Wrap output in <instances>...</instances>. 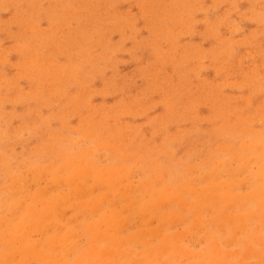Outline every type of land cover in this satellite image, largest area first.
I'll use <instances>...</instances> for the list:
<instances>
[{"label": "rangeland", "instance_id": "rangeland-1", "mask_svg": "<svg viewBox=\"0 0 264 264\" xmlns=\"http://www.w3.org/2000/svg\"><path fill=\"white\" fill-rule=\"evenodd\" d=\"M263 165L264 0H0L1 264H264Z\"/></svg>", "mask_w": 264, "mask_h": 264}, {"label": "bare ground", "instance_id": "bare-ground-1", "mask_svg": "<svg viewBox=\"0 0 264 264\" xmlns=\"http://www.w3.org/2000/svg\"><path fill=\"white\" fill-rule=\"evenodd\" d=\"M80 61H81V60H80ZM83 62H84V61H83ZM79 79H80V78H79ZM55 89H56V88H55ZM50 90H51V89H50ZM24 127H25V126H24ZM117 154H118V153H117ZM233 154H234V153H233ZM256 154H257V153H256ZM80 155H81V154H80ZM257 155H258V154H257ZM79 157H80V156H79ZM238 158H239V157H238ZM250 158H253V157H250ZM64 159H66V158H64ZM74 159H75V158H74ZM74 159H72V163L75 162ZM77 159H78V158H77ZM77 159H76V162L78 161ZM80 160H81V159H80ZM82 160H84V159H82ZM86 160H87V159H86ZM69 161H71V159H70ZM136 161H137V160H136ZM136 161H135V162H136ZM67 162H68V161H67ZM87 162H88V161H87ZM64 163H65V162H64ZM79 163H80V162H77V164H79ZM68 164H69V162H68ZM75 164H76V163H75ZM90 164H92V162H91ZM46 165H47V164H46ZM64 165H65V164H64ZM94 165H95V164H94ZM49 166H50V164H49ZM57 166H58V165H57ZM60 166H61V165H60ZM225 166H226V165H225ZM263 166H264V165H263ZM29 167H30V166H29ZM29 167H28V168H29ZM35 167H36V166H35ZM61 167H63V166H61ZM89 167H90V166H89ZM96 167H97V166H96ZM44 168H45V165H44ZM46 168H47V166H46ZM58 168H59V167H58ZM58 168H57V169H58ZM64 168H66V167L64 166ZM73 168H74V170H75L74 173L76 174L77 170L75 169V167H73ZM87 168H88V167H86V169H87ZM54 169H55V171H57L56 168H54ZM68 169H69V168H68ZM86 169H85V170H86ZM90 169H91V168H90ZM229 169H230V168H229ZM39 170H40V168H39ZM47 170H49V168H47ZM85 170H84V172H85ZM261 170H262V164H261ZM49 171H50V170H49ZM51 171H52V170H51ZM71 171H72V170H71ZM86 171H88V170H86ZM227 171H228V169H227ZM32 172H33V171H32ZM41 172H42V171H41ZM47 172H48V171H47ZM47 172H46V173H47ZM88 172H91V173H92V169H91L90 171H88ZM88 172H87V173H88ZM94 172H95V171H94ZM94 172H93V173H94ZM38 173H39V172H38ZM44 173H45V172H44ZM46 173H45V174H46ZM69 173H70V171H69ZM71 173H72V172H71ZM82 173H83V172H82ZM85 173H86V172H85ZM85 173H84V174H85ZM36 174H37V173H36ZM67 174H68V171H67ZM72 174H73V173H72ZM75 174H74V175H75ZM88 174H90V173H88ZM258 174H259V173H258ZM261 174H262V173L260 172V175H261ZM38 175H39V174H38ZM57 175H59V174H57ZM157 175H158V174H157ZM157 175H156V176H157ZM229 175H230V174H229ZM260 175H259V176H260ZM35 176H37V175H35ZM55 176H56V175H55ZM60 176H61V175H60ZM65 176H66V175H65ZM78 176H79V175H78ZM259 176H258V178H259ZM39 177H40V176H39ZM51 177H52V176H51ZM72 177H74V176H72ZM95 177H96V176H95ZM260 177L262 178V176H260ZM12 178H13V177H12ZM16 178H17V177H16ZM258 178H257V179H258ZM263 178H264V177H263ZM59 179H60V178H59ZM59 179H58V180H59ZM70 179H73V181H75L76 178H75V179H74V178H70ZM70 179L68 180L69 183H71V182H70V181H71ZM77 179H78V177H77ZM79 179H81V178L79 177ZM153 179H154V178H153ZM48 180H49V179H48ZM83 181H84V180H83ZM83 181H82V182H83ZM47 182H48V181H47ZM102 182H103V180H102ZM65 183H66V179H65ZM67 183H68V182H67ZM72 183H73V182H72ZM93 183H94V182H93ZM259 183H262V182H259ZM263 183H264V182H263ZM13 184H14V182H13ZM19 184H20V183H19ZM76 184H77V182H76ZM95 184H96V183H95ZM95 184H94V185H95ZM257 184H258V183H257ZM257 184H256V185H257ZM72 185H73V184H72ZM80 185H81V184H80ZM84 185H85V184H84ZM258 185H259V184H258ZM7 186H8V185H7ZM13 186H14V185H13ZM260 186H261V185H260ZM73 187H74V185H73ZM145 187H147V186L145 185ZM9 188H10V186H9ZM11 188H12V187H11ZM90 188L93 189V187H90ZM90 188H89V189H90ZM12 189H13V188H12ZM14 189H15V187H14ZM70 189L72 190V188H70ZM84 189H85V186H84ZM84 189H83V190H84ZM258 189H259V188H258ZM39 190H41V189H39ZM43 190H44V189H43ZM43 190H42V191H43ZM230 190H231V187L229 188L228 192H229ZM10 191H11V189H10ZM16 191H17V189H16ZM36 191H37V190H36ZM42 191H40V192L42 193ZM44 191H45V190H44ZM72 191H74V189H73ZM262 191H263V190H262ZM19 192H20V191H19ZM77 192H79V191H77ZM85 192H86V190H85ZM85 192H84V193H85ZM260 192H261V191H260ZM10 193H11V192H10ZM12 193H13V192H12ZM21 193H22V192H21ZM37 193H38V192H37ZM47 193H48V192H47ZM84 193H83V194H84ZM86 193H87V192H86ZM155 193H156V192H155ZM256 193H257V192H256ZM256 193H255V194H256ZM77 194H78V193H77ZM80 194H81V193H80ZM23 195H24V194H23ZM78 195H79V194H78ZM151 195H152V193H151ZM35 196H36V195H35ZM44 196H46V195H44ZM153 196H154V195H153ZM157 196H158V195H157ZM259 196H261V195L259 194L258 197H259ZM21 197H23V196L21 195ZM42 197H43V196H42ZM255 197H256V196H255ZM261 197H262V196H261ZM44 198H45V197H44ZM64 198L67 200L66 195H65ZM81 198H82V197H81ZM145 198H146V197H145ZM11 199H12V198H11ZM53 199H54V198H53ZM53 199H52V200H53ZM57 199H58V198H57ZM68 199H69V198H68ZM78 199H79V198H78ZM89 199H90V198H89ZM89 199H88V200H89ZM197 199H200V198H197ZM259 199H260V198H259ZM20 200H21V199H20ZM54 200H56V199H54ZM60 200H61V198H60ZM88 200H87V201H88ZM90 200H91V199H90ZM143 200H144V199H143ZM149 200H150V199H149ZM149 200H147V202H149ZM144 201H145V200H144ZM151 201L153 202L152 198H151ZM257 201H258V200H257ZM260 201H261V204H260V205H262V202H263V201H262V200H259V202H260ZM141 202H142V200H141ZM141 202H139V203H141ZM259 202H258V204H259ZM78 203L80 204V202H78ZM90 203H91V202H90ZM59 204H60V203H59ZM81 204H83V203H81ZM145 204H147V203L145 202ZM7 205H8V204H7ZM19 205H20V204H19ZM75 205H78V204H75ZM83 205H84V204H83ZM148 205H149V204H148ZM153 205H154V204H153ZM88 206H89V204H88ZM94 206H95V205H94ZM151 206H152V205H151ZM17 207H18V206H17ZM19 207H20V206H19ZM53 207H55V205H54ZM90 207H91V206H90ZM11 208H13V207L11 206ZM15 208H16V205H15ZM91 208L94 209L93 206H92ZM138 208H139V207H138ZM148 208H149V206H148ZM148 208H147V209H148ZM150 208H151V207H150ZM16 209H17V208H16ZM20 209H21V208H19L18 210H20ZM26 209H27V208H26ZM49 210H50V209H49ZM141 210H142V209H141ZM7 211H8V210H7ZM16 211H17V210H16ZM28 211H29V210H28ZM10 212H13V210L10 211ZM140 212H141V211H140ZM147 212H148V211H147ZM21 213H23V211H22ZM30 213H31V212H30ZM82 213H83V212H82ZM128 213H129V212H128ZM16 214H17V213H16ZM49 214H50V212H49ZM126 214H127V213H126ZM126 214H125V215H126ZM139 214H140V213H139ZM142 214H143V213H142ZM24 215H25V214H24ZM27 215H28V214H27ZM32 215H33V214H32ZM50 215H51V214H50ZM71 215H72V214H71ZM125 215H124V217H125ZM145 215H146V214H145ZM36 216H37V215H35L34 217H36ZM72 216H73V215H72ZM19 217H20V216H19ZM28 217H29V216H28ZM124 217H121V218H123V220L126 219V218L128 217V214H127V217H125V218H124ZM14 218H15V217H14ZM14 218H13V219H14ZM37 218H38V217H37ZM51 219H52V218H51ZM70 219H71V218H70ZM114 219H115V218H114ZM1 220H2V219H1ZM5 220H6V219H5ZM7 220H9V219H7ZM115 220H116V219H115ZM11 221H12V220H11ZM26 221H28V220H26ZM89 221H90V220H89ZM89 221H88V222H89ZM116 221H117V220H116ZM116 221H115V223H117L118 221H120V219H118L117 222H116ZM0 222H1V221H0ZM109 222H110V221H109ZM1 223H2V222H1ZM24 223H25V222H24ZM28 223H29V222H28ZM31 223H32V222H31ZM50 223H51V222H50ZM123 223H124V221H123ZM2 224H3V223H2ZM10 224H11V223H10ZM25 224H26V223H25ZM52 224H53V223H52ZM56 224H57V223H56ZM124 224H125V223H124ZM5 225H6V224H5ZM54 225H55V223H54ZM90 225H92V224H90ZM90 225H89V226H90ZM113 225H115V224H113ZM1 226H2V225H1ZM6 226H7V225H6ZM61 226L63 227L62 224H61ZM85 226H87V224H86ZM118 226H119V225H118ZM118 226H117V229H118ZM121 226H123V225H121ZM27 227H28V226H27ZM38 227H39V226H38ZM44 227H47V226H46V223H45ZM55 227H56V226H55ZM57 227H58V225H57ZM57 227H56V228H57ZM62 227H60V228H62ZM90 227H91V226H90ZM10 228H12V227H10ZM29 228H30V227H29ZM31 228H32V227H31ZM65 229H66V228H65ZM90 229H91V228H90ZM88 230H89V229H88V226H87V231H88ZM114 230H116V229L114 228ZM22 231H23V230H22ZM56 231H58V229H57ZM64 231H65V230H64ZM67 231H68V230H67ZM67 231H66V232H67ZM110 231H111V230H110ZM112 231H113V230H112ZM112 231H111V232H112ZM68 232H69V231H68ZM111 232H110V233H111ZM11 233H12V232H11ZM116 233H117V232H116ZM0 234H1V232H0ZM4 234H6V233L4 232ZM4 234H3V236L6 237V235H4ZM54 234H55V233H54ZM64 234H65V233H64ZM91 234H92V233H91ZM93 234H94V233H93ZM93 234H92V235H93ZM113 234H115V233H113ZM21 235H23V233H21ZM55 235H56V234H55ZM55 235H54V236H55ZM109 235H110V234H109ZM51 236H52V235H51ZM51 236H50V237H51ZM54 236H53V237H54ZM57 236H58V234H57ZM93 236H94V235H93ZM116 236H117V234H116ZM60 237H62V236H60ZM63 237H64V236H63ZM109 237H111V236H109ZM6 238H7V237H6ZM10 238H11V236H10ZM55 238H56V240H58L57 237H55ZM58 238H59V237H58ZM111 238H112V237H111ZM116 238H117V237H116ZM8 239H9V238H8ZM16 239H17V238H16ZM61 239H63V238H61ZM114 239H115V238H114ZM26 240H27V239H26ZM140 240H141V239H140ZM170 240H171V239H170ZM1 241H2V240H0V242H1ZM3 241H5V240H3ZM9 241L11 242L12 240H9ZM16 241H17V240H16ZM19 241H20V240H19ZM23 241H24V239H23ZM64 241H65V240H63V242H64ZM6 242H7V241H6ZM48 242H49V241H48ZM55 242H56V241H55ZM141 242H142V241H141ZM173 242H175V241L173 240ZM173 242H172V243H173ZM2 243H3V242H2ZM12 243H13V242H12ZM50 243H51V246H52V245H53V244H52V241H51ZM5 244H6V243L4 242V246H6ZM8 244H9V243H8ZM10 244H11V243H10ZM10 244H9V246H10ZM64 244H66V241H65V243H63V245H60V246H64ZM165 244H166V243H164V245H165ZM15 245H16V243H15ZM18 245H19V244H18ZM115 245H116V244H115ZM11 246H13V245H11ZM42 246H43V245H42ZM60 246H59V247H60ZM66 246H67V244H66ZM21 247H23V246L21 245ZM21 247L19 248L20 250L23 249V248H21ZM28 247H29V246H28ZM53 247H54V246H53ZM53 247H52V249H53ZM56 247H58V246H56ZM39 248H42V247L39 246ZM39 248H38V249H39ZM61 248H64V247H61ZM65 248H66V247H65ZM6 249H7V248H6ZM6 249H5V250H6ZM24 249H25V247H24ZM55 249H56V248H55ZM55 249H53V250H55ZM57 249H58V248H57ZM94 249H95V248H94ZM157 249L160 250V248H158V247H157ZM32 250H33V248H32ZM32 250H31V252H32ZM118 250H119V249H118ZM162 250H163V248H162ZM162 250H161V251H162ZM6 251H7V250H6ZM23 251H24V250H23ZM25 251L27 252V250H25ZM25 251L23 252L24 254L26 253ZM42 251H43V250H42ZM55 251H56V253H58L57 250H55ZM34 252H35V251H34ZM50 252H51V251H50ZM53 252H54V251H53ZM95 252H96V251H93L94 254H96ZM120 252H121V251H120ZM155 252H158V251L155 250ZM35 253H36V252H35ZM48 253H49V252H48ZM97 253H99L98 250H97ZM26 254H28V253H26ZM37 254H40V253H37ZM103 254H104V253H103ZM29 255H30V254H29ZM32 255L34 256V253H33ZM44 255H45V254H44ZM46 255H47V253H46ZM46 255H45V257L47 258ZM97 255H98V254H97ZM110 255H111V254H110ZM110 255H109V256H110ZM114 255H115V254H114ZM123 255H124V254H123ZM226 255H227V254H226ZM231 255H232V254H231ZM0 256H2L3 258H4V256H5V258H7L6 255L3 256L2 254H0ZM49 256H51V254H50ZM57 256H59V259H60V256H61V255L57 254ZM94 256H96V255H94ZM107 256H108V254H107ZM111 256H112V255H111ZM196 256H197V255H196ZM256 256H258V255H256ZM263 256H264V255H263ZM13 257H14V256H13ZM13 257H12V258H13ZM39 257H40V256H39ZM41 257L44 258L43 256H41ZM87 257H88V256H87ZM89 257H90V256H89ZM114 257H115V256H114ZM198 257H199V256H198ZM5 258H4V259H5ZM37 258H38V257H37ZM42 258H41V259H42ZM53 258H54V257H53ZM53 258H51V259H53ZM109 258H110V260H111L112 257H109ZM116 258H117V257H116ZM14 259H15V258H14ZM38 259H40V258H38ZM51 259L49 260V262H48L47 264H50ZM90 259H91V258H90ZM93 259H94V258H93ZM140 259H141V258H140ZM149 259H151V258H149ZM157 259H158V257H157ZM43 260H44V259H43ZM45 260H46V259H45ZM45 260H44V261H45ZM60 260H62V258H61ZM60 260H59V261H60ZM78 260H79V258H78ZM78 260H76V261H77V264H79V263H78ZM108 260H109V259H108ZM110 260H109V262H108L109 264H110ZM15 261H16V259H15ZM53 261H54V259H53ZM56 261H57V260H56ZM59 261H58V262H59ZM76 261H75V264H76ZM130 261H131V259H130ZM151 261H152V259H151ZM151 261L148 260V262H151ZM263 262H264V261H263ZM1 263H2V262H0V264H1ZM25 263H26V262H25ZM63 263H64V262H63ZM63 263H61V264H63ZM81 263H82V261H81ZM90 263H92V262H89V264H90ZM14 264H15V263H14ZM53 264H54V263H53ZM64 264H66V263H64ZM69 264H71V263H69ZM83 264H84V263H83ZM201 264H202V263H201ZM244 264H245V263H244Z\"/></svg>", "mask_w": 264, "mask_h": 264}]
</instances>
